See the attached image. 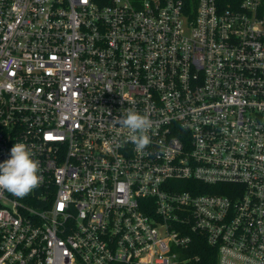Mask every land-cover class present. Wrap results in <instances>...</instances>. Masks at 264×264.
<instances>
[{"label": "built area", "instance_id": "built-area-1", "mask_svg": "<svg viewBox=\"0 0 264 264\" xmlns=\"http://www.w3.org/2000/svg\"><path fill=\"white\" fill-rule=\"evenodd\" d=\"M17 142L42 183L0 189V264H264V0H0V163Z\"/></svg>", "mask_w": 264, "mask_h": 264}, {"label": "clouds", "instance_id": "clouds-1", "mask_svg": "<svg viewBox=\"0 0 264 264\" xmlns=\"http://www.w3.org/2000/svg\"><path fill=\"white\" fill-rule=\"evenodd\" d=\"M116 121L120 127L127 128L129 135L126 143L135 146L136 151H143L151 144L148 135L152 126L147 115L133 109H124ZM33 152L23 142L15 143L10 149V158L0 163V189L6 190L17 198H24L42 183L39 161L33 159Z\"/></svg>", "mask_w": 264, "mask_h": 264}, {"label": "trees", "instance_id": "trees-1", "mask_svg": "<svg viewBox=\"0 0 264 264\" xmlns=\"http://www.w3.org/2000/svg\"><path fill=\"white\" fill-rule=\"evenodd\" d=\"M189 13L196 8L197 0H184ZM199 255V260L196 264H218V254L214 247H211L206 241L196 243L193 250Z\"/></svg>", "mask_w": 264, "mask_h": 264}]
</instances>
